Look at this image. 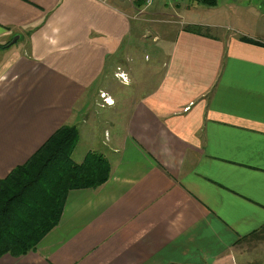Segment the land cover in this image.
Listing matches in <instances>:
<instances>
[{
    "label": "crops",
    "instance_id": "0c3cea01",
    "mask_svg": "<svg viewBox=\"0 0 264 264\" xmlns=\"http://www.w3.org/2000/svg\"><path fill=\"white\" fill-rule=\"evenodd\" d=\"M179 2L159 30L161 0L147 20L145 0H0V178L62 124L97 121L100 89L111 162L69 190L35 250L0 264H264L249 251L264 226V0L203 2L199 17Z\"/></svg>",
    "mask_w": 264,
    "mask_h": 264
},
{
    "label": "trees",
    "instance_id": "16d2710c",
    "mask_svg": "<svg viewBox=\"0 0 264 264\" xmlns=\"http://www.w3.org/2000/svg\"><path fill=\"white\" fill-rule=\"evenodd\" d=\"M79 135L77 125L62 124L26 162L0 178V257L35 250L59 223L70 189L96 187L110 177L111 162L102 151L89 149L81 161L74 159Z\"/></svg>",
    "mask_w": 264,
    "mask_h": 264
},
{
    "label": "rangeland",
    "instance_id": "374dc122",
    "mask_svg": "<svg viewBox=\"0 0 264 264\" xmlns=\"http://www.w3.org/2000/svg\"><path fill=\"white\" fill-rule=\"evenodd\" d=\"M135 1V0H134ZM161 1H164V4H163V8H165L164 6H168V8H165L163 10L164 13H161L159 14L160 18L158 17L157 19L160 20V23H163L162 25H160L158 27L159 30H162L165 25L164 23H171L172 19H179V20H182L183 16H181V11L175 9V7L173 6V1L174 0H161ZM180 4H179V7H180V10H182L185 15L187 17H190L191 14H196L198 15L197 17L199 16H202V14H204L202 12V6H205L204 3L202 1H199V0H179ZM233 0H219V4H221V8H225L226 9V12L229 11L231 8L229 7L230 5L228 4L229 3H232ZM261 0H234V2L238 5V7L236 9H238V11L240 12L241 9H243V6H246V5H249L250 3H259ZM188 4H190V6H187ZM151 4L149 5H146V4H141L139 5L140 6V9L141 10H137L136 14H137V17H142L143 20H147L146 18V9L148 8V6H150ZM169 6H171V8H169ZM209 10V9H208ZM232 10V9H231ZM145 12V13H144ZM223 13H219L218 14V17L220 19H222L224 16H222ZM238 16L240 15H237L236 18H238ZM227 18V16H225ZM146 24V23H145ZM142 32L145 31V26H143ZM154 35H151L150 31H146L144 32V38H149V39H154ZM148 55L150 56V53L148 52ZM123 59V61H121V59ZM143 58H144V54H143ZM125 60H128L126 58V54L123 53L121 54V56L119 58H117V62L118 63H121L120 65L122 66V68H126L127 71H132L131 70V67L129 65L128 62H125ZM123 62V64H122ZM121 68L118 69V71L115 73L117 78H121L122 77L119 75L120 73H125V75L127 76V73L129 74V78L131 77V74L130 72H126V70H123ZM111 75L113 74V70L111 71L110 73ZM128 77V76H127ZM127 79V82L128 80L130 81V79ZM100 84V83H99ZM97 89H100V87ZM112 93L117 97L119 94L121 93H124V91H120V90H117V88L115 86H112ZM98 93H94L93 96L94 99L92 100V104H91V107L89 108L88 110V113L90 114L92 112L93 116L96 118L97 121H94V122H91L90 119L91 117H89V119H87V121H82L78 126H79V132H80V135H79V139L77 141V146H78V151L80 149H86L88 147H91L95 150H99V149H102V147H106V145L103 143L104 142V137H105V123H104V117H106V115L108 114V110L104 107H101L97 104V101L95 100L97 97H99V94L101 96L102 93V90H97ZM105 94V93H104ZM113 102V101H112ZM77 151V152H78ZM75 157H78V153L75 154ZM251 240L250 242L253 243L254 242V246L253 247H249L250 248V253H258L257 257L259 261H264V228L262 229H259L257 232H255L254 234H251L250 235V239ZM255 264H261V263H258V261H254ZM252 264V263H251Z\"/></svg>",
    "mask_w": 264,
    "mask_h": 264
},
{
    "label": "built area",
    "instance_id": "2783aa9c",
    "mask_svg": "<svg viewBox=\"0 0 264 264\" xmlns=\"http://www.w3.org/2000/svg\"><path fill=\"white\" fill-rule=\"evenodd\" d=\"M152 1L153 0H145V3L144 4H146V5H149V4H151L152 3ZM139 10H141V9H139ZM121 77H122V79L124 80V81H127V76L125 75V73H120L119 74ZM112 99H110L108 96L107 97H105V102H107V103H112Z\"/></svg>",
    "mask_w": 264,
    "mask_h": 264
},
{
    "label": "water",
    "instance_id": "95a60500",
    "mask_svg": "<svg viewBox=\"0 0 264 264\" xmlns=\"http://www.w3.org/2000/svg\"><path fill=\"white\" fill-rule=\"evenodd\" d=\"M16 38H17V36L13 38V41H15V40H16Z\"/></svg>",
    "mask_w": 264,
    "mask_h": 264
}]
</instances>
